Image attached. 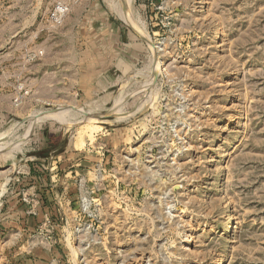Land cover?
I'll return each instance as SVG.
<instances>
[{"label":"rangeland","instance_id":"374dc122","mask_svg":"<svg viewBox=\"0 0 264 264\" xmlns=\"http://www.w3.org/2000/svg\"><path fill=\"white\" fill-rule=\"evenodd\" d=\"M0 144V264H264V0H0Z\"/></svg>","mask_w":264,"mask_h":264},{"label":"bare ground","instance_id":"6f19581e","mask_svg":"<svg viewBox=\"0 0 264 264\" xmlns=\"http://www.w3.org/2000/svg\"><path fill=\"white\" fill-rule=\"evenodd\" d=\"M123 1H125V0H123ZM117 2H119V1H117ZM130 2H131V1H130ZM130 2H129V3H130ZM125 3H126V2H125ZM129 3H128V4H129ZM114 5H115V4H114ZM116 5H117V4H116ZM125 5H126V4H125ZM128 7H129V5H128ZM118 8H119V7H118ZM128 9H129V8H127L126 10H127L128 12H130ZM116 10H117V9H116ZM119 10H120V9H119ZM128 12H127V13H128ZM118 13H119V11H118ZM124 13H125V12H124ZM124 13H123L122 15H124ZM120 15H121V14H120ZM120 15H119V16H120ZM122 15H121V17H122ZM125 15H126V14H125ZM125 15L122 17V19H123L127 24H129L130 26H132V27L134 26V27H135L134 22H132V19H130V17H129L130 15H129V14H128L129 16H128V15L125 16ZM139 27H140V26H139ZM134 29H135V28H134ZM138 29H140V28H138ZM141 33H142V32H141ZM141 35H142V34H141ZM149 46H152V45L149 44ZM150 48H151V47H150ZM156 61H157V60H156ZM156 61H155V62H156ZM156 65H157V68H156V69H157L158 71H159V70L161 71L162 68L160 67V65H159L158 62L155 64V67H156ZM155 67H154V68H155ZM154 68H153V69H154ZM157 70H156V72H157ZM151 78H152V77H151ZM118 102H119V101H118ZM74 109H75V108L72 107V108H70V109H67V112H61V113L59 112V113H56V114H54V115H51V116L47 117V119H45V120H49V119H50V120H53V119H54V120H56V121H61V122H62V121H64V120L66 119V117H68V115L70 114V112H71L72 110H74ZM70 110H71V111H70ZM116 110H117V109H116V108L114 107V105H113L112 112H113V114H115V115L117 116L116 113H117L118 110H117V111H116ZM68 111H70V112H68ZM75 111H77V110H75ZM115 111H116V113H115ZM72 112H74V111H72ZM72 112H71V114H72ZM77 112H79V113L81 114V116L79 115V116H80V119H79L80 121H79V123H80V122H81V123H85V122H88V121H92V120H94L92 115H88V116L84 115V116H83V113H84L83 111H77ZM82 112H83V113H82ZM85 112H86V111H85ZM88 112H89V111H88ZM88 112H87V113H88ZM134 113H135V112H134ZM119 114H120V113H119ZM38 115H39V114H38ZM73 115H74V114H72V116H73ZM76 115H78V113H77ZM76 115H75V116H76ZM41 116H42V115H41ZM44 116H45V115H44ZM69 116H70V115H69ZM114 117H115V116H114ZM51 118H52V119H51ZM70 119H71V117H69V120H70ZM117 119H119V118H117ZM39 121H43V119H42V117H40V115H39V117H32V118L30 117V118L28 119V125H29V128H30V126H31L32 124L37 123V122H39ZM23 122H24V121H23ZM70 122H71V120H70ZM63 123H66V121L63 122ZM68 123H69V122H68ZM113 123H114V122H113ZM66 125H67V124H66ZM73 125H75V124H73ZM6 133H7V132H6ZM8 134H10V133H8ZM4 135H5V134H4ZM4 135H1V136H4ZM2 140H3V139H2ZM5 140H6V138H5ZM0 145H1V144H0ZM2 145H3V144H2ZM2 145H1V146H2ZM8 147H9V146H8ZM0 150H1V149H0ZM230 219H232V218H230Z\"/></svg>","mask_w":264,"mask_h":264},{"label":"crops","instance_id":"0c3cea01","mask_svg":"<svg viewBox=\"0 0 264 264\" xmlns=\"http://www.w3.org/2000/svg\"><path fill=\"white\" fill-rule=\"evenodd\" d=\"M31 183H32V181H31ZM33 184V183H32ZM29 190L30 191H33V187H32V189L31 188H29ZM30 193V192H29ZM31 200H27V199H25V202H24V200L22 201L23 203H25V205H29ZM32 206H34V205H32ZM27 208H28V206H26ZM27 208L25 209L26 210V212H21L20 213V218L22 219V221L25 223V224H27L28 226H29V224L31 225V226H34V223H35V216H36V214L35 213H32V212H30V211H28L27 210ZM38 218V217H37ZM28 228V227H27ZM24 231V230H23Z\"/></svg>","mask_w":264,"mask_h":264},{"label":"water","instance_id":"95a60500","mask_svg":"<svg viewBox=\"0 0 264 264\" xmlns=\"http://www.w3.org/2000/svg\"><path fill=\"white\" fill-rule=\"evenodd\" d=\"M96 117H98V116H96ZM100 117V116H99Z\"/></svg>","mask_w":264,"mask_h":264}]
</instances>
